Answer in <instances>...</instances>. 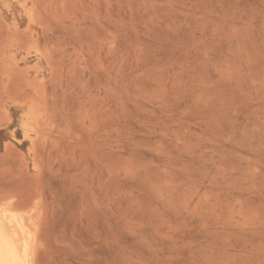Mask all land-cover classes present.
Segmentation results:
<instances>
[{"label":"rangeland","instance_id":"374dc122","mask_svg":"<svg viewBox=\"0 0 264 264\" xmlns=\"http://www.w3.org/2000/svg\"><path fill=\"white\" fill-rule=\"evenodd\" d=\"M4 206L32 264H264V0H0Z\"/></svg>","mask_w":264,"mask_h":264},{"label":"bare ground","instance_id":"6f19581e","mask_svg":"<svg viewBox=\"0 0 264 264\" xmlns=\"http://www.w3.org/2000/svg\"><path fill=\"white\" fill-rule=\"evenodd\" d=\"M16 212L11 206L0 208V264H32L34 260L36 226Z\"/></svg>","mask_w":264,"mask_h":264}]
</instances>
